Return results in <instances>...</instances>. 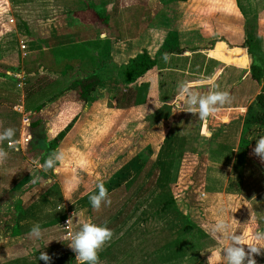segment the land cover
<instances>
[{"label": "rangeland", "instance_id": "obj_1", "mask_svg": "<svg viewBox=\"0 0 264 264\" xmlns=\"http://www.w3.org/2000/svg\"><path fill=\"white\" fill-rule=\"evenodd\" d=\"M63 2L64 4L67 3L65 0ZM103 2L105 3L104 10L106 13H111L116 7L122 15V13L124 14V9L125 11L127 9L132 11L134 6V9L140 8L142 13L144 9L147 10L144 13L153 17L155 13L166 10V6L169 3L176 1L98 0L96 3L102 4ZM187 3L191 11H188L190 12V14L188 13L190 18L186 19L185 22H183L184 18L181 19V23L179 22L180 18H175L172 21L173 26L177 30L180 28V31L187 33V35L190 33L201 34L202 40L200 41L202 42L200 45L202 46L194 48V50L196 52L201 51L204 54L207 51L211 52L209 54L216 59L219 67H226V73H234L232 80L242 81L239 87L236 88L237 90L233 87L228 92L230 97L232 95L234 97L237 93L240 94V96H235V106L242 108L225 111L223 110L224 107H221L218 112L204 120L198 118L197 109L196 116L191 115L190 126L185 124L186 130L191 132V136H185L183 139L184 141L188 140L185 145L184 141L182 145L179 142L177 143L176 139L171 138L172 136L169 141H164V145L161 148L158 147L157 143H153L152 141L156 142L157 139H162L165 129L168 128V126L160 124L159 128H157L158 135H155L156 138L151 137V135L148 138V142L151 141L149 146L152 151L149 148L145 151V148L141 146V140L146 132H144L145 129L139 130V136L135 139L133 147H140L139 150L147 158L148 163H117V160L122 159L127 154V152H120L121 156H119L120 154H117V152L121 150L123 144L127 143L128 137L125 138V135H127V131L124 129L127 126L126 122H118L119 124L117 125V112L114 109L115 100L117 99L116 92L107 105L105 103L97 104V102L104 100L100 99L102 96L98 92L94 94L96 98L94 105H86L84 103H72L71 101L75 100L76 97L72 91H67L61 96L70 98V102L73 105L64 104V109H61L63 101L51 102L52 104L49 103L41 113L46 121L47 128L40 135L47 133L53 135L56 128L63 127L61 124L64 123H67L64 129L71 125L68 133H78L71 136L68 142L66 135V139H63L65 141H62V147L61 144L59 145L61 147L60 150L64 151L66 159L61 165V171L57 173L51 169L46 170L41 166L39 159L42 151L38 150L36 154H32V138L38 135L29 133L27 128L26 106H24L23 102L25 85L33 84L37 80L46 77L48 79H58V71L62 69L64 61L73 64L74 78H78L81 76L80 69L82 68L79 65H87L89 56L92 55L91 58L94 59V64L95 61L102 63L107 60L105 56L107 48L101 52V49L87 47V53L74 48L69 51L61 50L64 44L71 42V40H68V42L64 41L66 40L65 36L61 38L59 36L65 30L67 31V29L71 28L68 20L72 12H81L77 11L78 8L76 6L63 5L58 0H35V2L34 0H13L11 1V10L3 12L5 3L0 0V15L6 13L3 15L6 25L2 26L0 22V131L1 127L2 131L6 128H13L15 133L10 145L7 146L10 149L7 157L0 160V163H4V166L0 168V175L5 177L0 179H4L0 181V195L7 193L0 201L4 207V213L0 215V264H18L16 263L18 257L23 256L25 259H31L40 255L39 252L42 250L46 252L50 247L54 248L53 251L58 257L59 254L64 256L65 254L63 255L60 252L62 250L60 246L63 244L61 223L64 220L60 223L59 228L54 227L55 230L47 229L50 231H44L42 241L49 243L47 244L49 247L46 248L43 246L41 248V245L37 247L36 245H39L41 240L30 237L28 232L22 235L19 227L25 230L28 227L31 228L33 223H43L49 220L56 215L52 210L59 211L57 208L64 206L65 203H68L69 207L73 208L74 211L83 212V214L79 213L74 218L76 228L71 221L72 233L79 230L80 226L85 222L98 225L106 224L112 231L111 239L105 243L103 248L109 247L123 233H126L129 227H136L139 222H144L145 219H148V222L161 223L162 213L158 214L157 212L160 209L161 202L155 199L163 195L173 199L175 202L174 210L181 213L180 217L170 219V224L172 225L170 229L173 228L175 231L180 228L185 221L182 218L186 216L188 223L195 227L194 233L196 234L189 242L192 244L197 242L196 235L202 232L199 229V225H202L205 221V226H210L221 213L230 223L231 231L233 232L242 234L245 225L249 226L252 224L250 219L251 211L246 204L243 205L239 200L240 187L236 183L237 179H233V185L228 186L229 189L227 191L231 198L227 195V200L223 196L225 177L220 176V184L217 185L206 184L205 179L213 172L212 169L215 170L211 166L214 163L211 162L223 160L226 162L223 164L227 165L233 160L235 153L231 143L237 141V133L235 134L237 123L243 119H248L254 114H260L262 111L257 104V95L264 88V0H188ZM188 7L182 6L183 10H188ZM128 13L130 14L129 11ZM79 14L83 17L88 15V11L86 14ZM129 14L128 17H130ZM11 20L13 22L9 26L8 23ZM122 20H124V16L120 18L121 22L118 19L120 24L124 22ZM125 20L127 19L125 18ZM99 24L101 22L94 19L92 15L88 26L97 27ZM103 33L109 34L111 39L114 37L113 33L106 30H103ZM236 36L239 37V40L236 39ZM227 37L235 40H228ZM250 37H252L251 42L258 45L257 49L259 52H255L260 55L259 58L256 56L255 59H252L248 52V46L245 42ZM87 38L86 35H77L74 37V41L77 43V41L86 40ZM196 40L198 38H195L194 41ZM50 50L52 52H49ZM176 52L179 53V51ZM64 55H67V57L64 58ZM110 63L106 64V68L109 71H111ZM253 63L262 67L263 75L259 82L253 81L251 78V66ZM232 69H235V71L233 72ZM180 77L187 78L185 82L190 81L188 80L189 74L187 72L186 74H181ZM182 78L177 81L181 82ZM192 79H197L192 83L194 85L204 81L199 77H193ZM201 86L202 84L194 86V90L204 95L206 92L204 89L207 87ZM215 90L221 91L217 87ZM170 92V97L165 98V100L173 102L178 94L177 85L171 88ZM160 99L163 100L164 98L161 96ZM68 105L79 113L75 119L68 113ZM230 105L231 103L229 102L227 107L229 108ZM89 106H92L90 111H88ZM110 108L112 110H109ZM29 109L32 110V107H29ZM53 109L57 112H53ZM73 109L70 111H73ZM53 114L62 115L58 121L59 126L53 124L52 119L55 117ZM161 115L162 110H159V113L150 122H156V119L161 117ZM220 123L224 124V126L219 127L218 124ZM225 126L230 128L231 137L228 140H225V137L222 139L220 135L221 127ZM50 129L54 132H51ZM88 130H90L89 133H87ZM233 134L236 135V138H234ZM260 135L264 134H260V132L255 130L249 133L248 139L255 141ZM145 140L147 141V138ZM222 141L223 144H221ZM6 142L8 143V141ZM227 142L230 143L228 144ZM133 147L131 145V148ZM58 150L59 147L56 151ZM98 161L101 162L98 163ZM243 161L242 157L241 159L237 157L235 163H243ZM5 163L8 164L6 165ZM130 164H136L135 169L131 168ZM123 169L129 175H131L130 169L136 170L137 176L135 177H137L138 183L135 182L133 186L127 185L120 189L118 186L117 189V175ZM239 170L241 169H234L235 176L239 174ZM220 171L223 172V170ZM113 173H116L112 177L115 180L107 182L106 179L111 175L113 176ZM133 174L131 176H134ZM24 176L26 180L23 183H19ZM30 180H33V185L31 189L20 197L22 204L16 208V218L7 216L12 207L14 208L13 205H15L13 195ZM66 181H72V183L66 184ZM101 182L106 186V189L109 187L107 189L108 192L115 190V193L108 196L111 200L110 204H102L101 208L96 210L92 208L89 196L97 190L96 186ZM11 188V193L13 192L14 194H9L10 191L8 189ZM207 189L215 193L216 199L211 201V199L209 200L206 197ZM117 194H120L118 196L120 197L119 199H117ZM112 198L114 199L112 200ZM153 200L154 202H152ZM101 209L105 214L103 219L95 221L94 218L88 217V214ZM237 210L238 212H236ZM111 212L113 213L110 214ZM84 217L88 218L87 220L85 218L82 222ZM243 222H245V225H243ZM164 223L165 229H168L166 226L169 224L166 221ZM206 227L203 228L206 229ZM254 229V225H250L246 230L245 236L253 234ZM13 231H17V234H13ZM213 235L215 239H220L217 235ZM185 236V232L181 233L178 243H181L182 237ZM162 237L164 238L161 235L160 239H157L159 245L165 243ZM218 239L217 245L221 248H217L215 243L211 242L203 249L197 250L195 254H192L195 251L189 253V255L187 253L185 260H182L183 264H223L222 256L220 258V255H222V249L228 245L229 241ZM174 241H177L176 236L173 243L159 251V255L165 257L167 255L165 251H170L171 249V257L176 256L174 253L179 251V248ZM19 243L22 245H19ZM64 243L66 242L64 241ZM23 244L30 245L31 249L23 250ZM148 247V254L154 255V248L157 246L150 243ZM245 248L247 251V247ZM256 258H258V255H256ZM262 258H264L263 255L259 259L261 260ZM61 259L62 261L66 260L65 264L70 260L66 256ZM174 260L172 259L169 264H173ZM7 261L11 262L7 263ZM40 263L43 264L42 261Z\"/></svg>", "mask_w": 264, "mask_h": 264}, {"label": "crops", "instance_id": "obj_2", "mask_svg": "<svg viewBox=\"0 0 264 264\" xmlns=\"http://www.w3.org/2000/svg\"><path fill=\"white\" fill-rule=\"evenodd\" d=\"M11 1L13 0H3V2L5 3V7H3L5 9L3 10V12H9L11 10V5H12ZM58 1L59 3L60 2L63 3V5L68 4L74 7L76 6V8H78L77 11H81L79 13L86 14V12L82 10L87 7L89 1L96 3L98 0H65L67 2L66 4H64L63 2L64 0H58ZM187 1L188 0L169 3L166 6L167 7L166 10L161 11L159 13H155L153 17H150L147 15V13H144L147 10L144 9L143 10L144 12L142 13L140 8L134 9V6L132 7V11L128 9L125 11L124 9V14L122 13L121 15L120 11H118L115 7L111 12V18H110V22L108 23V27L105 29H100L92 25L88 26L91 18H87L85 15L86 17L85 19L87 20L89 19L88 22H86L87 20L83 21L81 18H79L80 15L79 13L72 12L71 16L69 15L70 19L68 20V23L71 25L70 26L71 28L67 29V31L65 30L66 32L64 31L62 34H60V36L57 35L60 38L65 36L64 38L66 39V40L64 39H58V40H64L67 42L68 40H71V42L68 43L66 42L67 44L66 45L64 44V46L61 47V49L63 50L64 49L69 50L70 46L72 47L75 44H82L84 42L97 43L98 44L97 49H101V52L103 51V49L105 50L107 48L106 51L107 54H105V56L107 57L106 61L107 62L109 61L116 66L126 65L131 59L141 54L143 51H146L152 59L157 60L156 67L147 71L140 79H138L134 84L129 86V89H132L134 91L135 89H138V91L140 90L142 91V93H144V96H142L143 100H141V104L131 107H124V108H117L116 104L114 105L115 106L114 109L117 112V125L120 122H126L127 126L124 127V129L127 131L126 133L127 135L125 134L124 135L125 138L128 137L127 143L123 144L121 150L117 152V154H120V152H127V154H125L122 159L117 160V163H148L147 158H145L142 155L141 150H139L140 147L138 146L133 147V145H135V139L139 136L138 135L140 132L139 130L145 129L144 132H146L144 133V136L141 140L142 141L141 146L145 148V151L148 150V148L150 149V151H152L151 147L149 146L151 141L148 142V138L150 135L151 137L156 138L155 135H158L157 128H159L160 124L166 125V127L168 126V128L165 129L164 134L162 133L163 134L162 139H157L156 142L152 141L153 143H157L159 148H161V146L164 145L165 140L169 141V138L171 136H172L171 138L174 140L176 139L177 143L179 142L180 145L183 144L184 141L183 139L185 136L186 137L191 136L190 135L191 132L186 130L187 127L185 124L190 126L189 120H191V115L195 117L196 112L194 113L187 112L188 110L178 112L179 110L176 109L175 107L176 103L178 102L177 96H175L176 98L174 100L172 99L173 102H169L165 100V98L170 97L171 88L175 87L176 85L178 87V85L181 82H185L187 80V78L180 77L181 74H186L187 72V74H189L188 80H190L188 82H192V83H194V81L197 80V79H192L193 77H199L203 80H206L207 78L211 77L213 78L217 88H219L221 91H227V92H230L231 88L233 87L235 89L238 88L239 85L242 83V81L240 82L238 80H232L231 78L233 77L234 73L231 74L226 73V67L224 68L219 67V64L216 61V59H214V57H211V55L209 54L211 52L207 51L204 54L201 51L196 52V50H194V48L202 46L200 45L202 42L200 41L202 40L201 34L190 33L187 35V33L181 32L180 28L179 30H177V28L173 26L172 21L175 18H180L179 22L183 18L185 19L183 20V22H185L186 19L190 18V15H188V13L190 14L191 11H190V7H188L187 5L188 4ZM102 5H105V3L103 2ZM182 6H185L186 8L188 7V10L187 9L183 10ZM115 9L117 10L116 14H115L116 11ZM128 11L130 12V14L128 13ZM4 14L6 13L0 15L1 16L0 22L2 26L6 25L5 24L6 20L5 21L3 20ZM128 14L130 15V17H128ZM122 16H124V20H122V22L123 21L124 22L120 24L121 22L120 18ZM125 18L127 20H125ZM118 19L120 22L118 21ZM12 22H13L12 20L9 21L8 23L9 26L12 24ZM103 30L113 33L114 35L113 39H111L109 34L103 33ZM162 32L164 33L162 34ZM77 35H86L88 38L82 41L79 40L76 43L74 41V37H76ZM195 38H198V40L194 41ZM227 38L228 40H235L234 38H230V37ZM236 39L239 40V37H237ZM87 49L88 48H86V50ZM176 51H179V53ZM165 56H167V59H165ZM100 64L101 63H97V61H95L94 65L96 67H99ZM234 71L235 69L233 70V72ZM57 78L59 79L60 77ZM180 78H182V81L181 82L177 81ZM201 84H202L201 87L203 86L207 87L206 89H204L206 91L204 94H207L210 90H212L207 84L204 83H195V85L194 84L193 85L197 86ZM120 91H121V87L117 85L115 79H111L105 82L103 86L99 88V90L97 91L102 96L100 97V99H104V100L97 102V104L105 103L107 105L108 101L113 99V95L115 92L118 98V93ZM121 94L124 96L125 91L123 90ZM161 96L162 98H164L163 100L160 99ZM235 96L236 97L240 96V94L237 93L235 94ZM235 96L233 97L232 95L230 97V103H231L230 107L228 108L227 107L228 104H226L223 106L224 107L223 110L233 111L242 108L235 106ZM75 100L71 102L83 103L80 100L77 101ZM61 101H63L61 109H64L65 106L64 104H72L70 102V98H67L66 96L64 97L61 96L53 103H57ZM116 102L117 99L115 100V103ZM91 107L92 106H89L88 111H90ZM72 109L73 107L71 106L69 107L68 105L67 107L68 113H70L71 116H73V119H75L79 113L75 112L74 109L73 111H70ZM109 110L112 109L110 108ZM159 110H162L161 117H158L156 119V122L154 121L150 122L151 120H153V117L159 113ZM53 112H57V111H54L53 109ZM185 113L190 115H186ZM53 115H55V117L52 119L53 124L54 125L57 124V126H59L58 121L62 117V115L61 116H59L58 114H53ZM243 120L237 123V130L235 132V134L237 133V138L236 135L233 134L234 138H236L237 140L234 143L233 142L231 143L233 145V149L235 153L233 160L231 161V163H229L230 161L227 162L229 163L227 165L223 164L226 163L223 160H215L211 162L214 163L215 167L214 165L211 166L215 168V170L212 169L213 172H211L210 176H208L207 179H205V183L217 185L220 184V179H219L220 176L225 177L223 196L225 200H227L228 198L227 195L229 196V193L227 191V189H229L228 186L233 185L234 182L233 179L234 180L237 179L236 183L240 187L239 200L243 205L246 204L249 210L251 211L250 219L255 228L253 234H251L250 236H245L247 228L252 224L248 226L245 225V222H243V225H245V229L243 230L242 235L245 237L244 239L245 242L244 241L242 242L251 243L253 242L255 233L264 232V160H262L259 156L254 154L253 152L254 148L242 149L240 147L241 139L243 136V125L245 121ZM66 124L67 123L61 124V126L63 125V127L56 128L55 132L52 131V129H50L51 132H54L52 136H56L59 132L63 131ZM218 126L219 127L224 126V124L220 123L218 124ZM51 127H52V123H51ZM221 129H222L220 134L221 138L223 139L225 137V140H228L231 137L230 128H226L225 126V127H221ZM89 131L90 130H88L87 133H89ZM0 132H3L2 127ZM77 134L67 133L66 134L67 139L66 137L65 139L68 142L71 136ZM145 138H147V141L145 140ZM187 141H184V145L187 143ZM0 143H1L0 148H2L8 153L10 149L7 148V146L10 142L8 141L7 143L6 141H0ZM62 143L63 142H61V147H62ZM227 143L229 144L230 142ZM221 144H223V141L221 142ZM131 145L133 148H131ZM61 147L59 146V150ZM119 156H121V154ZM237 157L238 159L239 158L241 159L242 157L245 163L244 161L243 163H235V161H237ZM100 162L101 161H98V163ZM3 164L4 163H0V168L4 166ZM5 164L7 165L8 163ZM130 166L131 168L135 169L136 164L133 165L130 164ZM236 168H239L241 170H239L238 171L239 174L235 176L234 169ZM133 169H130L129 172L131 175L132 173H134L133 174L134 176L129 175L128 172H126V170L124 169L118 172L117 189L118 186L120 189L127 185L133 186L134 183L137 182V177H135L137 176V171ZM220 170H223V172H221ZM115 174L113 173V176L111 175L108 179H106V181L107 182L114 181L115 179H113L112 177H114ZM2 178H5L4 175H0V179ZM24 180H26L25 176L21 178L20 181L19 180L18 181L19 183L20 182L23 183ZM8 190L10 191L9 194H14L13 192L11 193L12 188ZM207 191L208 193L206 194V197H208L209 200L211 199L212 201L213 199H216L215 193H213L212 190L209 191V189H207ZM113 193H115V190H113L112 192H108V196H111ZM5 194L0 195V201L1 199H3V197H5ZM119 195L120 194H117V199L120 198L118 197ZM229 198L231 197L229 196ZM113 199L114 198H112V200ZM57 209H59V211L52 210V212L56 213L55 216L51 217L47 221H44L43 223H40L42 228H44V231L45 230L50 231L47 229L55 230L54 227L59 228L60 223L63 220H65L67 217L69 219H72L73 226L75 227L74 224L75 216L77 217L79 213L83 214L82 211H74L73 208L69 207L68 203L67 204L65 203L64 206H59ZM174 209L175 208H173L167 214H163V213L161 214L162 215L161 223L148 222L147 219L144 222H139V224L136 227H129L127 229L128 231L126 233H123L118 239H116L112 244H110L109 247L103 248L98 252L99 264H169L172 259L173 260L176 259L173 261V264H183L184 262L182 260L183 259L185 260L187 256L186 242H185V237H182L183 238L182 242L178 243V238L180 237L181 233H184L188 218L186 216H184L183 218L181 217L182 219L185 220L183 225L180 228L176 229L177 231L176 230L174 231L173 228H172L173 231H171L172 229L170 228L172 225L170 224V219L171 218L175 219L181 216V213ZM113 212H111L110 214H112ZM157 212L158 214L161 213L159 210ZM236 212H238V210ZM3 213H4V207L2 205V202H0V215H3ZM8 213L9 214H7V216L13 218L15 217V213L11 212V210ZM104 216L105 214L103 213L102 209L100 211L92 212V214H88V217L92 219L94 218L95 221H99L103 219ZM88 217H84L82 222L85 220V218L87 220ZM165 221L169 224L168 226H166V228L168 229H165V223H164ZM205 225L206 222L204 221L202 225L201 224L199 225V229L202 232H204V235L207 236L212 241V243L213 242L215 243L217 248H221L220 246L217 245L218 238L215 239L213 233L210 231V226L206 227ZM203 227H206V229H204ZM29 230H30L29 227L25 230L19 227V231L21 232L22 235L26 232H29ZM175 233H176L175 236L177 241L176 242L174 241V243H176L177 247L179 248V251L174 253L176 256L171 257L172 250L171 249L170 251L166 250L165 253L167 255L165 257H162V255H159V251L162 248L166 247L167 245L173 243V240H175V236H174ZM161 235L164 236V238L163 237L162 238L164 239L165 243L159 245L157 239H160ZM23 241L25 240L23 239ZM150 243L157 246L156 248H154L155 249L154 255L148 254L149 253L148 245ZM47 244H49L47 241L44 242L41 240L39 242V245L36 246L38 247L41 245V248L42 246L46 248L49 247ZM19 245L22 244L19 243ZM22 247L23 250L25 251L26 249L28 250L31 249L30 248L31 246L28 244H23ZM60 247L62 248L60 252L64 254L65 253L64 242L63 244H61ZM41 248H37V249H41ZM53 250L54 248L50 247V249L46 250L45 252L47 255L51 257L49 264H54L55 263L54 259L56 258L58 259V256L55 255V252ZM195 253L196 251L193 252L192 254ZM261 255H263L264 257V249L261 250V254L258 255V258H256V254H253V257L256 260L257 264H264L263 261L264 258H262L261 260L259 259ZM221 256L222 255H220V258ZM38 257L39 255L31 259H27V258L25 259L23 256H21L18 257L16 263L42 264L40 263L41 260H39ZM70 257L72 256L70 255ZM10 262L11 261H7V263Z\"/></svg>", "mask_w": 264, "mask_h": 264}, {"label": "trees", "instance_id": "obj_3", "mask_svg": "<svg viewBox=\"0 0 264 264\" xmlns=\"http://www.w3.org/2000/svg\"><path fill=\"white\" fill-rule=\"evenodd\" d=\"M83 10L85 12L88 11V15H86L87 18H91L93 15L94 19L101 22V24L97 26L98 28H107L108 22L111 18V13L105 12L104 5L89 1L87 7ZM84 16L82 17L79 15V18H81L83 21H86L87 19H85L86 17ZM88 20L86 22H88ZM251 41L252 37L246 39L245 42V44H247L248 46V52L252 59H255L256 56H258L259 58L260 55L256 53L259 52L257 49L258 45L253 44ZM97 46V43L84 42L79 45H73L71 48L77 49L78 51L83 50L82 52L87 53V47L97 48ZM71 48H69V50ZM49 52H52V50H50ZM66 57L67 55H64V58ZM108 62L103 61L99 67H96L94 65V59L89 56L87 65H79L80 67H82L80 69L81 76H79L78 78H74L75 71L73 64L71 62L64 61L62 69L58 71L60 77L59 79H48V77H46L37 80L33 84L25 85L23 102L24 106H26L25 111L27 113V128L29 133L38 135L37 137L32 138L33 147H31V149H33V155L36 154L38 150L42 151V155L39 159L41 165H43L44 161L51 153L55 152L58 149L59 145L71 128V125H68L56 136H52L51 133L40 135L42 131L47 128L46 121L43 119L41 113L46 109L49 103L57 100L63 93L72 91L77 100L82 101L86 105H90L96 102L94 94L99 90V88H101L105 82L111 79H115L117 85L121 87V91L118 93L116 102L117 108L131 107L141 104V100H143L142 96H144V93H142V91L140 90L138 91V89H135V91L129 89V86L134 84L147 71L156 67L157 60L152 59L146 51H143L141 54L131 59L126 65L116 66L110 63L111 71L106 68V64ZM262 75V67H260L259 64L253 63V65L251 66L252 80L259 82ZM64 79H66V81H64ZM123 90L125 91L124 96L121 94ZM257 104L262 111L260 114H254L244 121L243 136L240 143V147L242 149L253 147L255 148L256 142L248 139L250 132L256 130L260 132V134H264V88L257 95ZM28 106L32 107V110H30ZM32 185L33 180H30L23 187H21L20 190L17 191V193L13 195L15 205H13L14 208L12 207L11 212H17L16 208L21 206L22 204L20 197L29 189H31ZM155 200L161 202L159 211L163 214L169 213L174 208L175 202L170 197L163 195ZM152 202H154V200ZM146 220L147 219H145V221ZM194 228L195 227L191 224H186L184 232L186 233L185 242L187 246V253L203 249L212 242L207 236L203 235L204 233L199 232L196 235L197 242L195 244L189 243L190 240H192L193 236L196 234L194 233ZM14 233L17 234V231H13V234ZM64 256L70 259L68 260V262H66V264H75L73 257H70V255L67 254H65ZM64 256L59 254L58 259H54V264H65L66 260L62 261L61 259ZM41 261L43 262V264H45V261Z\"/></svg>", "mask_w": 264, "mask_h": 264}, {"label": "clouds", "instance_id": "obj_4", "mask_svg": "<svg viewBox=\"0 0 264 264\" xmlns=\"http://www.w3.org/2000/svg\"><path fill=\"white\" fill-rule=\"evenodd\" d=\"M165 59H167V56H165ZM202 83L207 84L212 90L202 95L194 90L192 82H181L178 85V102L175 105L176 109L179 110L178 112L187 109V112L194 113L198 109V118L204 120L230 102V95L227 91L215 90L216 85L213 78H207ZM14 134L13 128H6L3 132H0V141L11 142ZM255 141L253 152L264 160V135H260ZM7 155L8 153L0 148V160L6 158ZM65 159L64 151L58 150L51 153L41 166L46 170L51 169L59 173ZM70 183L72 181H66V184ZM96 189L89 196V202L93 209L99 210L102 204H110L111 200L102 182L97 184ZM71 221L72 219H69L67 225ZM210 231L221 240L229 241L228 245L222 249L223 264H257L253 254L260 255L261 250L264 249V232L255 233L253 242L243 243L242 241H244L245 237L240 233L231 231V225L223 213L215 218L210 225ZM28 235L37 240H42L44 229L40 223H33ZM112 235V231L106 224L98 225L85 222L80 226L79 230L72 233L68 247L76 253L78 264H99L98 252L111 239ZM245 246H247V251ZM38 259L45 261V264H49L51 257L41 251Z\"/></svg>", "mask_w": 264, "mask_h": 264}, {"label": "built area", "instance_id": "obj_5", "mask_svg": "<svg viewBox=\"0 0 264 264\" xmlns=\"http://www.w3.org/2000/svg\"><path fill=\"white\" fill-rule=\"evenodd\" d=\"M23 48V47H22ZM10 145V143L8 144ZM69 218L67 217L62 223H61V230H62V240L64 243V251L65 253L71 255L75 261V264H78V261H76V253L73 252V250L68 247V244L70 243L72 231H71V222L67 225V221Z\"/></svg>", "mask_w": 264, "mask_h": 264}]
</instances>
